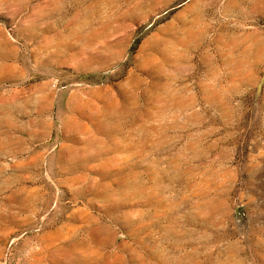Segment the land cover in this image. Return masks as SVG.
Segmentation results:
<instances>
[{
  "label": "rangeland",
  "instance_id": "rangeland-1",
  "mask_svg": "<svg viewBox=\"0 0 264 264\" xmlns=\"http://www.w3.org/2000/svg\"><path fill=\"white\" fill-rule=\"evenodd\" d=\"M0 264H264V0H0Z\"/></svg>",
  "mask_w": 264,
  "mask_h": 264
}]
</instances>
